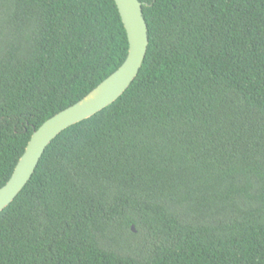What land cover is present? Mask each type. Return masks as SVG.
<instances>
[{
	"label": "trees",
	"instance_id": "16d2710c",
	"mask_svg": "<svg viewBox=\"0 0 264 264\" xmlns=\"http://www.w3.org/2000/svg\"><path fill=\"white\" fill-rule=\"evenodd\" d=\"M138 1L136 78L46 147L0 264H264V0ZM127 52L114 0H0V188Z\"/></svg>",
	"mask_w": 264,
	"mask_h": 264
},
{
	"label": "water",
	"instance_id": "95a60500",
	"mask_svg": "<svg viewBox=\"0 0 264 264\" xmlns=\"http://www.w3.org/2000/svg\"><path fill=\"white\" fill-rule=\"evenodd\" d=\"M114 2L128 41L125 61L81 101L56 114L33 132L10 179L0 188V212L8 207L22 191L32 177L46 147L61 132L112 105L136 78L144 62L148 46L142 4L138 0H114Z\"/></svg>",
	"mask_w": 264,
	"mask_h": 264
},
{
	"label": "rangeland",
	"instance_id": "374dc122",
	"mask_svg": "<svg viewBox=\"0 0 264 264\" xmlns=\"http://www.w3.org/2000/svg\"><path fill=\"white\" fill-rule=\"evenodd\" d=\"M134 230V229H133ZM136 231L134 230V233H135Z\"/></svg>",
	"mask_w": 264,
	"mask_h": 264
}]
</instances>
